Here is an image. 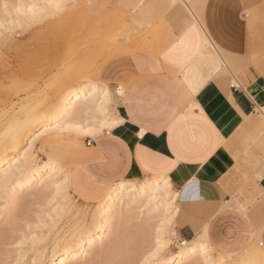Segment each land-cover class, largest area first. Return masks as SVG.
Instances as JSON below:
<instances>
[{
    "label": "rangeland",
    "instance_id": "obj_1",
    "mask_svg": "<svg viewBox=\"0 0 264 264\" xmlns=\"http://www.w3.org/2000/svg\"><path fill=\"white\" fill-rule=\"evenodd\" d=\"M182 14H186L182 4L171 6L169 0H0V149L3 146L6 152L10 151L11 133L17 124L33 116L38 107L54 108L57 97L69 89L93 82L109 87L113 96L110 105L89 102L77 117L38 126L26 137L12 158L11 171L30 156L34 163L55 160L61 167L44 172L14 195V184L26 169L3 177L0 264H34L40 252L56 249L58 240L63 242L94 228L107 187L121 181L138 185L160 175L167 178L165 188L151 197L146 194L131 206L125 198L119 214H113L102 242L68 264H106L107 249L112 247L116 253L110 264L163 262L181 248L185 239L181 229L187 216L199 224L196 235L208 224L207 246L212 247L184 264H204L208 257L217 263L221 256L224 258L219 263L240 264L242 254L247 259L254 250H264V191L258 188L262 179L257 178L264 167L262 134L254 129H239L225 112L222 101L226 87L234 82L232 75L224 76L221 90L212 79L198 91L189 89L190 97L186 94L180 75L183 66L187 65L188 70L191 63L183 62L189 54L179 47ZM243 14L248 25V49L242 56L235 54L244 67L237 76L247 85L248 77L264 78V0H248ZM53 33L57 41L52 39ZM204 43L200 40V51ZM119 88H124L122 96ZM121 97L132 103L133 114L135 111L150 122L134 115L136 121L147 127L164 124L176 110L177 117L191 112L189 103L201 102L206 115L219 128L215 155L218 184L228 192L231 203L221 202L218 214L239 213L243 218L208 220L210 207L184 203L185 197L195 195L201 188L198 180L192 183L194 180L184 178L187 171L183 165L173 164L171 171H165L142 162L154 171L137 161L130 150H116L127 147L124 130L117 131L106 123L102 130L98 127L116 116ZM50 110L46 114L50 115ZM257 110L258 107L256 112L264 121ZM130 144L136 145L133 141ZM93 155L100 156L90 158ZM198 176L199 173L195 180ZM165 199L172 202L169 212L153 209ZM200 239L202 236H198ZM57 248L63 250L62 246ZM244 249L250 253L246 254ZM252 264H264V260Z\"/></svg>",
    "mask_w": 264,
    "mask_h": 264
},
{
    "label": "crops",
    "instance_id": "obj_2",
    "mask_svg": "<svg viewBox=\"0 0 264 264\" xmlns=\"http://www.w3.org/2000/svg\"><path fill=\"white\" fill-rule=\"evenodd\" d=\"M169 3L173 6L172 0H169ZM247 5L248 0H208L205 8L206 31L210 39L225 49L241 55L248 49L246 39L248 25L243 14ZM181 18L183 23L179 47L189 54V56H184L183 62L191 63L189 69H186V86L191 92H195L207 85L210 81L209 77L213 75L220 63L215 56L201 54L199 26L195 21H191L183 15ZM185 29L186 31L183 32ZM202 56L210 58H202ZM213 80L217 89L221 90L224 87L225 78L215 77ZM230 86L226 87L222 101L225 112L229 114L239 129L259 131L264 143V121L259 118L256 112L257 105L264 104V78L257 77L245 87L233 86L231 81ZM132 107V103L125 98L118 110L124 121L115 130H124L127 147H120L116 150L128 149L140 163L142 162L139 157H143L144 163L160 170L171 171V165L178 163L182 164L187 172L199 173L197 179L192 183L198 180L201 191L193 195L197 199H193V196L185 197L184 203L210 207L211 213L208 220L213 218L242 219L243 217L239 213L218 214L217 209L220 203L225 200L229 201V194L218 184L220 174L215 162V155L220 139L219 128L215 120L206 115L203 106L204 114L192 111L184 112L177 117L179 110H176L167 122L156 127L143 126L136 121L134 115L140 120L150 123L142 119L135 111L133 114ZM254 110L255 113H253ZM138 127L146 130L143 139L137 135ZM131 141L136 143L135 147L131 146ZM144 163L142 164L147 168L156 171ZM261 174H264V167L259 171V175ZM258 188L264 191V179L261 180ZM187 220L181 233L184 238L191 239L195 237L199 224L194 223L188 216ZM207 234L209 236L208 224Z\"/></svg>",
    "mask_w": 264,
    "mask_h": 264
},
{
    "label": "bare ground",
    "instance_id": "obj_3",
    "mask_svg": "<svg viewBox=\"0 0 264 264\" xmlns=\"http://www.w3.org/2000/svg\"><path fill=\"white\" fill-rule=\"evenodd\" d=\"M207 1L208 0H172V5L176 6L177 4H182V6L184 7V10L186 12L185 15L184 14H182V15H184L185 17H187L191 21H195L198 24V26H199V38L201 41L205 42L204 43V49H202L200 51L201 54L202 55H212V56H215L216 59H218L220 65L215 70L213 75L211 77H209L210 80L214 79L215 77L224 78V76H226V75H232V77L234 78V82H232L233 86L245 87L246 85H244V83L237 76V74L241 73L244 69L243 62H241L236 57L237 53L236 54L232 53L231 51H229V50L225 49L224 47L218 45L217 43L213 42L207 34L206 21H205V8H206ZM122 22H124L123 19H121V23ZM78 23H80V22L78 21ZM112 23H114V22H112ZM118 25L122 26V24H118ZM112 28H113V26H112ZM114 28H116V27H114ZM79 29H81V28H78V31H79ZM110 30H111V28H110ZM73 31H74V29H73ZM78 31H76V32L78 33ZM53 32L56 33V31H53ZM53 34H51V35H53ZM63 34H61V35H63ZM54 35H55V37H54ZM54 35H53L54 38H52L51 36L50 37L54 40L58 39L56 37V34H54ZM70 35H71V33H70ZM111 35H112V33H111ZM113 35L112 36L108 35V36L113 38ZM143 37H146V36L144 35ZM63 39H64V36H63ZM105 39H106V37H105ZM126 39H128V38H126ZM137 40L133 41V42H138ZM55 41H57V40H55ZM61 41H63V40H61ZM61 41L58 40V42H60V43L64 42V41L63 42H61ZM101 41H103V40H101ZM108 41H109V43L111 42L110 39ZM117 45H118V43H117ZM138 45L140 46V44H137V47H139ZM143 45L144 44H142L141 46L143 47ZM133 47L137 48L136 45ZM106 49H104L105 52H108ZM108 49H109V51H111L110 48H108ZM149 49H150V47H149ZM246 63H247V61H246ZM186 67H187V65L183 66V68H182V72L180 75V83L185 88L186 94L190 97V95H191L190 91L191 90L189 91V89L186 86ZM245 81H247V83H249L252 81V79L250 77H248L247 80L245 79ZM120 89L121 88H119V90H118L119 93H121ZM259 94H261V93H259ZM112 97L113 96L110 93L109 87H100L96 83L92 82V83L85 84L83 86H79L78 88L69 89L66 92L60 94L57 97L58 99L56 101L54 108L49 107L52 111L49 108L48 109L44 108L47 111L50 110V115L46 114L49 112L44 111V109H42V108L38 107L39 109L38 108L34 109L37 111L33 110L34 111L33 116L30 115L31 117L29 116L27 119L25 118V122H20L19 124H17L15 129L12 131L13 133H11L12 134L11 140L13 142H12V145L10 146V151L6 152V149L3 146L0 149V182L1 181L4 182L3 177H5L7 175H11V176L15 175V174L19 173L22 169H26L27 172H25L21 178L17 179L15 184H14V188L12 190V194L14 195L16 191H23L27 186H29L31 183L35 182L36 179H38L39 176L41 174H43L44 172L54 171L56 169H59L61 166H59V164H57V162L55 160L47 161L44 164H37V163H34L33 158L29 159L31 156L29 158L25 159V161L23 160V163L17 165V169H14L12 171L10 170V168H11L10 163L12 161V158L15 157L16 153H18L20 151L21 146L23 145L26 137L36 127L42 126V125L43 126L48 125L50 123H56L62 118L64 119V118H68L71 116L77 117L78 114L85 111V105H87L89 102H95V101L100 102L101 101L102 104L110 105V103H112L111 102L113 99ZM121 99H122V97H121ZM231 99L233 100L232 96H231ZM99 102H96V103H99ZM120 103L121 104L123 103V99L120 101ZM189 104H190L189 109L191 112L194 109L199 110V112L200 111L204 112L202 109L201 102H195V103L190 102ZM42 105H44V104H42ZM99 106H102V105H99ZM257 107H258V110L261 111L260 114H262L264 116V104L263 105H257ZM106 118L107 117H105V119ZM117 121H122V122L117 123ZM123 121H124V118L121 117L119 115V113H117L114 118L104 120L103 124L100 125V127H98V129L102 130L105 126V123L111 124L112 128L116 129L119 127V125H121L123 123ZM142 130L145 133L146 130L144 128H142ZM78 147H79V145L76 146V148H78ZM98 156H100V155H93L90 158L95 159ZM139 159L141 162H145L143 157H139ZM178 170H180V169H178ZM181 170H183V169H181ZM183 176L188 181L195 180V178H196V174L190 173V172L184 173ZM166 179H167L166 177L164 178V176L162 177L160 175V176H155L149 182H143V183H140L138 185L128 183L126 181H121V182H116L115 184H113L110 187H107L106 193L103 197L104 204H103V207L101 208L100 212L98 211V213H99V215L97 214L98 215V221H97V223L94 224L95 225L94 228L93 229L90 228L91 230L87 231L84 234L81 233V234L73 236V237L71 236L70 238H67V240H64L63 242L58 240L56 249H53L52 251H49V252H46V251L40 252L37 255V260H36V262H34V264H68L72 260H77V258L82 256L87 251H92V249L95 247L97 242H102L103 238L106 236V232H108L107 230L111 226V219L113 217V214L114 213L119 214V210H121L120 204H121V202H124L123 200L125 198L127 199L126 203L131 206V204H134L136 201H142L141 198L144 199V197L148 193H149V197L154 196L155 192L162 190L163 188H165V186L168 185ZM54 185L58 186L56 183H54ZM56 189H57V187H56ZM226 202H227V205H228V203H230L229 201H226ZM171 203L172 202H168L167 200L166 201L163 200V202H158L157 204H155L158 207L156 206L153 209L158 211L157 209L159 208L160 211L162 210V213H164L163 211L169 212L170 208H171ZM238 203H239V201H237V205H238ZM232 205H229V207L230 208L234 207ZM225 208H227V207L225 206ZM175 210L173 209L174 212L177 211V210L176 211ZM198 236H202V239L198 240ZM0 240H1V238H0ZM207 242H208V237H207V223H206L203 225V228L197 233V235L195 237H193L191 239L185 238L183 240L181 248L179 249V251L175 255H173L171 257L164 258L163 262H159L157 264H184L187 261H189L190 259H192L194 256H196L197 254H200V253L203 254L207 250L208 247H212V246H207V244H208ZM59 246H62V248H63L62 251L57 250L58 249L57 247H59ZM254 248L255 247L253 246V249ZM115 249H116L115 247L107 249L109 256L106 258V262H105L106 264H110L115 260L114 259V255L116 253ZM250 250H252V247H251V249L248 248V251H250ZM242 251H244L246 254L250 253L248 251L246 252L245 249ZM117 255H118V253H117ZM250 255H251L250 256L251 259H250V257L245 259L246 257L243 254L241 255V257L242 256L245 257V258L242 257L243 263L246 264L247 263L246 261H248V259H249V261L250 260L253 261V262L250 261L251 264L252 263H258V261L264 260V250L263 249H260V250L257 249V251L254 250V252ZM204 257H206V256H204ZM221 257H220V259L218 258L220 261H222V258H224V257H222V258ZM239 258H240V256H239ZM243 259H245V261ZM204 260H205V261H203L204 264H221L224 262L223 261V262L219 263V260L217 263L214 262L213 260H212L213 262H211L210 257H208ZM223 260H225V259H223ZM242 261H241V263H242ZM249 261H248V264L250 263ZM116 262H118V261H115V263ZM116 264H118V263H116Z\"/></svg>",
    "mask_w": 264,
    "mask_h": 264
},
{
    "label": "snow or ice",
    "instance_id": "obj_4",
    "mask_svg": "<svg viewBox=\"0 0 264 264\" xmlns=\"http://www.w3.org/2000/svg\"><path fill=\"white\" fill-rule=\"evenodd\" d=\"M193 91H195V89H193ZM120 92H121V95H123V89L122 88L120 89ZM120 122H122V121H117V123H120ZM137 135L141 139H143V137H144V132L142 129H139V127H138V131H137ZM257 178L258 179H264V174L258 175ZM193 199H197V197L193 196Z\"/></svg>",
    "mask_w": 264,
    "mask_h": 264
},
{
    "label": "built area",
    "instance_id": "obj_5",
    "mask_svg": "<svg viewBox=\"0 0 264 264\" xmlns=\"http://www.w3.org/2000/svg\"><path fill=\"white\" fill-rule=\"evenodd\" d=\"M89 143L91 144V141Z\"/></svg>",
    "mask_w": 264,
    "mask_h": 264
}]
</instances>
